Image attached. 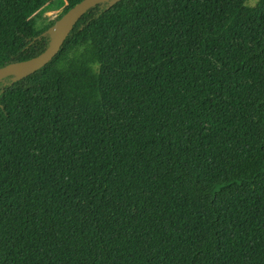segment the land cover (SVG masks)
<instances>
[{
	"label": "trees",
	"instance_id": "obj_1",
	"mask_svg": "<svg viewBox=\"0 0 264 264\" xmlns=\"http://www.w3.org/2000/svg\"><path fill=\"white\" fill-rule=\"evenodd\" d=\"M82 0H0V68ZM120 0L0 81V264H264V0Z\"/></svg>",
	"mask_w": 264,
	"mask_h": 264
},
{
	"label": "water",
	"instance_id": "obj_2",
	"mask_svg": "<svg viewBox=\"0 0 264 264\" xmlns=\"http://www.w3.org/2000/svg\"><path fill=\"white\" fill-rule=\"evenodd\" d=\"M119 1L120 0H82L75 4L46 31L50 37L47 48L31 59L10 63L1 67L0 81L6 77H12V81L16 82L44 67L58 53L75 24L88 10L101 3L108 2L109 6H112Z\"/></svg>",
	"mask_w": 264,
	"mask_h": 264
},
{
	"label": "rangeland",
	"instance_id": "obj_3",
	"mask_svg": "<svg viewBox=\"0 0 264 264\" xmlns=\"http://www.w3.org/2000/svg\"><path fill=\"white\" fill-rule=\"evenodd\" d=\"M257 0H247V5L248 6H254L256 4ZM60 14V9L58 10H50L46 9L41 17V20L39 21V26H43L45 24H48L52 21L58 20Z\"/></svg>",
	"mask_w": 264,
	"mask_h": 264
}]
</instances>
